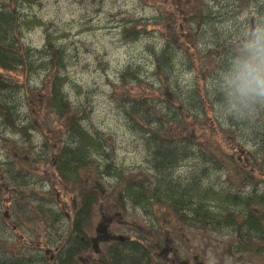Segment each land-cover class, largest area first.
<instances>
[{
  "label": "rangeland",
  "instance_id": "374dc122",
  "mask_svg": "<svg viewBox=\"0 0 264 264\" xmlns=\"http://www.w3.org/2000/svg\"><path fill=\"white\" fill-rule=\"evenodd\" d=\"M5 1L8 7L17 9L21 18L26 17L28 22H31L28 25L29 29L22 33L23 44L37 47L39 50L43 46L44 31L48 30L55 43L63 45L66 66L61 73L66 71L67 75L65 87L67 100L75 105L83 104V108H88V119L84 127L91 134L101 135L107 150L112 148L111 156L115 164L122 168L126 181L143 180L151 187L156 186L158 182L147 160L145 141L141 135L138 137L127 127V122L121 114L120 101L132 86H122L121 72L135 63L142 66V70L150 77L151 59L148 53L144 52V48L147 49L148 42L156 47L162 43L160 34L154 31H160L168 38L176 37L180 32H185L181 26L183 23L187 25L188 16L205 17L209 14L213 17L218 16L212 7L220 0H17L21 2L18 6L14 5L12 0ZM228 1L225 4L228 10H233L235 6L239 7L241 3L239 0ZM248 5L249 2H243V6ZM242 12H236L241 15L235 16L234 22L242 23L243 16L248 15L249 9ZM251 16L252 14L242 29L256 24ZM217 19L223 18L218 16ZM135 20L138 21L137 30L145 36L139 40H130L120 32H123V26L130 27ZM227 25L231 27V23ZM183 37L185 38L183 44L188 45L187 38ZM215 41L222 45L220 50L228 48L232 42L229 37L227 44L226 36ZM191 53L196 55V50L192 49ZM23 55V60L15 62L13 69L3 67L4 69L0 71L1 81L8 82L7 85L11 87L8 93L13 95V100L16 96L24 104L18 110L19 119L14 122L17 126L21 118L17 134L9 132L0 136V162L3 161V167L6 163H10L14 172L20 171L29 178L28 182L32 187L25 196L24 194L11 196L8 192L2 191L3 214L6 216L12 214L14 205L12 202L10 205L11 200L14 204L22 200L24 204H28L27 211H33L40 202L44 201L34 199L33 194L40 190L51 192L53 200L51 195H47V198L60 209L59 212L66 217V220L49 223L46 219L43 222L45 227H40L39 222L43 219L40 213L34 211L23 223L19 222L17 231L13 233L20 238L18 249L21 259L24 260L26 251L31 250L35 255L46 257L47 264H57L59 255L55 248L49 247L44 242L45 234L42 232L71 229L69 218L73 217L78 202H81L78 187L82 184L66 183L54 167L58 159V150L69 141L68 133L62 131L65 125L57 120L53 109L49 108L45 101L52 93V89L34 91L38 86L37 78L33 77L30 85L29 79L25 80V69L17 71L16 68H23V62L28 64L31 58L26 54ZM200 56L205 57L203 54ZM42 62L37 60L33 68H40L38 66L42 65ZM207 65L208 61L202 60L199 65L197 64L196 71L192 70L191 75L187 74L184 77L185 84L192 82L203 96L209 90L212 71L211 75L207 76L198 67ZM148 87V92L142 93L141 88H138L131 95L136 97L147 95L159 106L163 98L162 93L155 90L158 87L152 88L150 83ZM35 95L37 97H34ZM168 97L166 95V98ZM209 104L214 107L207 119L208 126L205 127L198 122L196 125L198 133L193 127L191 130L192 134L198 135L195 137L202 144L206 141L213 143L209 151L213 153L214 160H220L223 166L210 162L206 157L209 158V152L202 153V150V154L189 160V164L193 161L198 164L208 163L209 168L206 173L210 176L202 178L204 186L213 182L215 190L225 189L229 197L232 195L238 197L234 198L238 203L255 202L254 199H258V204H263L264 110H261V114L255 119L257 128L254 131L241 133L238 130L241 135L235 138L233 134H227L229 131L223 133L227 127L217 122L219 117L215 112V103ZM180 113L184 115L183 111ZM210 117L214 119L213 126L210 124ZM139 122L143 124V121ZM3 128L6 131L5 126ZM141 130L145 129L140 128L139 132ZM208 131L206 135L208 138H204ZM167 132L169 138H174L177 134L172 132V129ZM188 132V128L183 131L185 136ZM184 134H177L176 137ZM225 134L229 136L228 139L225 138ZM51 136L56 138L55 144L51 141L53 149L44 145V140ZM179 141L181 142L180 139ZM195 151L200 152V147ZM26 152L35 160H30ZM97 158L94 157V160ZM23 161L27 162L23 163ZM106 162H99V168L89 169L90 174L93 175L89 187L104 190L106 200L102 198L99 205L92 209L87 220L86 238L90 241V238L95 236L97 226L101 224L103 218L98 212L104 211L110 212L109 218L113 220L109 228L110 234L135 239L137 243L127 240H121L111 246L100 243L98 254L90 249L79 256L80 264H86V261L87 264H123L114 254L124 253L125 250L133 249L132 247H137L134 251L145 255L147 264L154 261L161 262L167 252L168 259L174 264H264V231L260 230L256 233L255 230H247L250 236H244L246 231L243 228L241 204L231 206L223 216V223H213L210 227H201L192 221L190 223L182 219L180 221L177 215H173L167 209L168 203L156 202L153 199H149L145 209H134L132 205L127 204L125 210H121L114 205V201L107 202L112 199L110 193L116 192L117 188L114 178L101 174ZM189 168L188 164L180 165L173 171V178H178L184 183L191 175ZM195 170V173H198L201 169L195 168ZM86 173L83 172L82 176L87 175ZM214 178H217L219 183L215 182ZM252 204L255 206L253 202ZM18 206L20 209L17 208V212L23 213L21 210L23 205ZM223 207L225 208L223 203H220L219 210L216 211H222ZM258 212L264 215L263 208ZM260 215H256L255 220L258 221ZM11 247L10 244L7 246L8 249ZM238 247L241 249H237Z\"/></svg>",
  "mask_w": 264,
  "mask_h": 264
},
{
  "label": "trees",
  "instance_id": "16d2710c",
  "mask_svg": "<svg viewBox=\"0 0 264 264\" xmlns=\"http://www.w3.org/2000/svg\"><path fill=\"white\" fill-rule=\"evenodd\" d=\"M226 2L229 1L220 0L212 7L214 13L216 14L217 12L218 16L223 19H217L218 16L213 17L210 14V16L206 15L205 17L191 16L190 24L194 27L193 32L189 30L184 35L180 32L176 37H173L175 42L166 43L161 46V50L153 54V70L150 77L145 74L140 66H129L120 76L122 86L132 85L130 86V91H127V95L124 94L125 96L121 99L120 107L127 122V127L138 137L141 135L145 141L148 152L147 160L151 169L154 170L156 174L154 178L158 182L154 187H151L149 183H145L143 180L133 179L126 181V177L122 174V168L117 167L114 158L111 156L113 151L111 149L107 150L104 146V140L86 133L82 126V121L86 118L87 108H83V104L75 105L70 101L68 102L69 99L67 100L68 97L64 95L63 91L65 80L56 75L61 66L63 49L55 45L52 34L48 30L44 32L46 46L36 52L37 59L35 60H42V65L38 67L44 66L48 68L49 72L52 71L53 73L51 82L52 97L48 99L47 104L57 114L62 115V119L65 121L62 131L68 133L67 137L69 139L58 150V159L54 167L58 175L66 183L82 184L78 187V192L81 194V202H78V207L73 217L69 218L71 229L55 232H46V230L42 232L45 234L44 242L49 247L55 248L56 253L59 255L57 264H75L76 256L89 248L83 219L85 216H90L92 209L100 199V191L89 187L93 180V175L90 174L89 169L93 167L99 168L98 163L101 161H107L101 174L116 180L117 191L113 194L110 193L112 199L107 200V202L114 201L121 209L126 207L127 204L132 205L134 208L145 209L149 199H153L156 202L168 203L167 209L173 215H177L179 217L178 220L182 219L188 223L191 221L196 222L201 227H210L213 223L221 224L224 222V215L212 210V202L219 201L224 204L225 201H228L227 194L222 189L219 192H214L215 184L213 182L207 186L202 184V178L210 176L206 173L209 168L208 163L198 164L193 161L192 164H189V160L204 151H208L209 158L206 156L207 159H210L209 161L215 165L223 166L220 160H214L213 153L209 151L213 143L206 141L205 144H202L196 139L198 135L192 134L193 131L191 130L193 127L195 132H197L196 125L198 122L205 127L208 126L207 119L213 110V106L209 103L215 102L216 98L212 95L211 85L210 91L207 89L208 94L206 96L208 97L205 99L203 95L199 94L195 85L190 83L185 86L183 81L186 73L189 70L197 69V64L199 65L202 61L198 55L191 53L193 48L199 50L197 46H201V49L206 54L203 60H208L209 54H215L212 67L209 64L208 69L201 68L200 70L207 76H210L212 71L214 78L216 70L221 67L230 52L231 44H229L228 38L230 37L233 40L234 35L241 31L242 26L248 21L244 20L240 24H238L240 21L234 22V17L241 15L236 14V12L243 13L242 11L246 8L243 6V2L240 3L239 7L235 6L233 10L227 9ZM247 2L253 5L251 19L255 23L264 22V0H248ZM5 3V0L0 1V70H3V67L13 69L15 62L23 60V54L27 56L31 54V58H33L32 51L26 49L21 42L22 33L29 29L28 25L31 22H28L26 17L21 18L17 9L10 8ZM12 3L18 6L21 2L12 0ZM227 23H231L230 28L227 27ZM137 26V20L130 27L124 26L122 28L124 36L130 38L137 35ZM183 36L187 38L188 45L183 44V39H185ZM224 36H226L229 46L224 50H220L222 45L215 39H220ZM149 83L152 88L158 87L155 90L163 95L159 106L153 103L147 95L141 97L131 95L138 88H141L142 93L148 92ZM166 95L169 97L166 98ZM6 96L8 97L7 99L5 98ZM12 96V94L8 93L7 86L0 80V123L2 127L4 125L16 134L17 132L13 129V126H15L14 122L19 119L18 110L24 104L16 96L14 97L15 100H13ZM180 111H183L184 115ZM139 121H143V124ZM217 122L227 127V130L223 131V133L230 131L236 135H241L239 132L254 131L257 128L256 120L248 124L230 118L224 120L219 117ZM210 124L211 126L214 124V120L211 117ZM140 128L145 130L139 132ZM187 128L189 132L185 136L183 131ZM171 129L172 132L184 135L176 137V134L174 138H169L166 134ZM208 133L209 131L205 133L204 138H208L206 137ZM225 138L228 139L229 136L226 135ZM55 139V136H53L52 140L54 142ZM168 140L169 142H167ZM197 147H200V152L198 153L195 151ZM26 155L31 160H35L30 154L26 153ZM94 157L98 158L94 160ZM25 162L23 161V163ZM187 164L190 165V177L184 183L178 178H173V171L179 168L180 165ZM195 168L201 170L195 173ZM83 172H87L84 177L82 176ZM11 181L13 182L10 183ZM28 181L29 178H26L21 172H14L10 163H6L3 167V161L0 162V264H47L46 257L35 255L31 250L26 251L24 260L21 259L18 249L20 247V238L13 231H17L19 222L23 223L26 217H30L34 211L40 213L43 219L42 222H39L41 224L40 227H45L43 222L46 219L49 223L60 221L61 219L66 220V217L59 212L60 209L47 198V195H51V192L48 191H46L47 193L37 191L33 194L34 199L44 200L39 203L35 210L27 211L28 204H24L22 200L17 202V204H14L11 200L10 205H14L12 214L7 216L3 214L2 191L8 192L11 196L12 194H24L25 196L32 187ZM214 181L219 183L217 178H214ZM158 186L159 188H157ZM105 196L106 194L103 197ZM214 197L216 198L214 199ZM234 198L231 200L237 203ZM51 199L53 200L52 195ZM19 204L23 205L21 208L23 213L21 214L17 212V208L20 209ZM9 244L12 245L11 249L7 248ZM132 248L125 250L124 253L116 252L114 256L123 264H146L145 255L134 251L137 247Z\"/></svg>",
  "mask_w": 264,
  "mask_h": 264
},
{
  "label": "clouds",
  "instance_id": "9594fccd",
  "mask_svg": "<svg viewBox=\"0 0 264 264\" xmlns=\"http://www.w3.org/2000/svg\"><path fill=\"white\" fill-rule=\"evenodd\" d=\"M221 119L252 123L264 110V22L236 33L211 82Z\"/></svg>",
  "mask_w": 264,
  "mask_h": 264
},
{
  "label": "flooded vegetation",
  "instance_id": "af4514ba",
  "mask_svg": "<svg viewBox=\"0 0 264 264\" xmlns=\"http://www.w3.org/2000/svg\"><path fill=\"white\" fill-rule=\"evenodd\" d=\"M263 223H264V216H263ZM259 230H263V228H260ZM104 238H106L105 233H103V235L99 236V240L98 241H101ZM104 240H106V239H104ZM168 255L169 254L167 252V254L165 255V257L163 258L164 259V262H166L167 264H174L173 261H171L170 259H168ZM146 264H147V262H146ZM156 264H160V263H156Z\"/></svg>",
  "mask_w": 264,
  "mask_h": 264
}]
</instances>
